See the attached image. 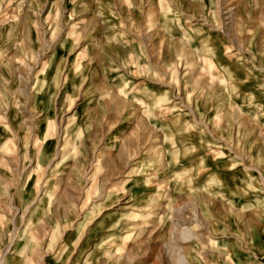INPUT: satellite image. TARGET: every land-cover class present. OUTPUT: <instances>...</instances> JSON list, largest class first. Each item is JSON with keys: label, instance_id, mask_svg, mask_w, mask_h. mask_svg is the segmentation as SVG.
<instances>
[{"label": "rangeland", "instance_id": "374dc122", "mask_svg": "<svg viewBox=\"0 0 264 264\" xmlns=\"http://www.w3.org/2000/svg\"><path fill=\"white\" fill-rule=\"evenodd\" d=\"M0 264H264V0H0Z\"/></svg>", "mask_w": 264, "mask_h": 264}]
</instances>
